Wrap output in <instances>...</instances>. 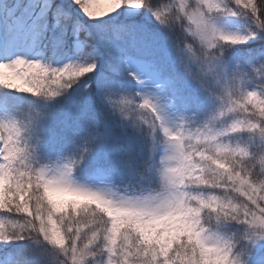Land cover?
<instances>
[{
  "label": "snow or ice",
  "instance_id": "obj_1",
  "mask_svg": "<svg viewBox=\"0 0 264 264\" xmlns=\"http://www.w3.org/2000/svg\"><path fill=\"white\" fill-rule=\"evenodd\" d=\"M0 264H264V0H0Z\"/></svg>",
  "mask_w": 264,
  "mask_h": 264
}]
</instances>
